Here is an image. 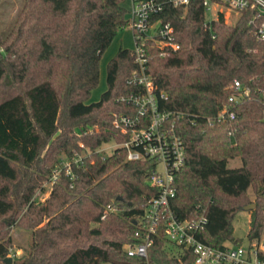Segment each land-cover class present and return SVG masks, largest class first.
I'll list each match as a JSON object with an SVG mask.
<instances>
[{
	"label": "trees",
	"instance_id": "1",
	"mask_svg": "<svg viewBox=\"0 0 264 264\" xmlns=\"http://www.w3.org/2000/svg\"><path fill=\"white\" fill-rule=\"evenodd\" d=\"M126 0H23L7 34L0 30V264L13 243L11 229L31 231L24 255L10 264H192L190 250L160 232L145 259L124 248L147 197L153 160H127L126 150L99 148L121 140L115 113L133 106L119 100L136 88L133 49L120 47L107 65L108 89L88 103L100 81V61L128 25ZM157 16L175 26L180 47L162 55L153 39L138 40L149 58L159 108L176 116L186 161L175 173L171 201L182 217L197 206L208 222L198 237L213 246L242 244L232 221L255 202L248 237L264 235V15L242 10L229 23L224 13L206 25L202 0L187 8L168 4ZM239 79L249 94L233 106L236 116L211 124ZM164 96H161V93ZM91 129H93L91 131ZM87 149V152H83ZM82 154L77 177L64 168L42 202L33 197L60 164V155ZM232 159L240 160L231 166ZM253 188L255 200L248 197Z\"/></svg>",
	"mask_w": 264,
	"mask_h": 264
},
{
	"label": "built area",
	"instance_id": "2",
	"mask_svg": "<svg viewBox=\"0 0 264 264\" xmlns=\"http://www.w3.org/2000/svg\"><path fill=\"white\" fill-rule=\"evenodd\" d=\"M189 2L190 0H131L128 25L132 28L135 38L136 69L127 81L136 89L129 94H122L119 100L131 104L134 108L129 112L115 113L114 126L121 140H111L113 142L111 149L113 152L116 148L123 147L127 160H153L155 169L147 182L157 188V193L147 197L143 214L136 221L138 227L133 235L135 241L126 243L124 248L130 255L148 259L149 249L155 238L164 231L170 244L190 250L194 254L192 264H264V239H256L247 246L230 242L223 247L213 246L198 237V233L208 222L206 209H201L198 205L193 216L182 217L171 205L176 195L175 173L186 161L185 146L176 129V116L159 108L157 85L153 75L148 71L149 58L146 48L138 40H155L162 48V55L168 50L178 49L180 43L176 40L175 26L157 15L164 11L168 4L182 5L186 9ZM202 2L205 15L209 11H214V17L206 19V25H210L221 12L225 16V10L240 13L251 7L257 8L264 15V0H202ZM257 33L264 39V19ZM233 86L236 92L230 95L228 102L214 118L210 119L211 124L234 118L237 114L233 108L234 104L249 94V89H243L239 79L234 80ZM161 96H164L163 92ZM102 146L99 151L106 155ZM82 156L76 154L66 163L61 161L50 179L51 184L55 182L63 168L71 177H77L72 165L75 163L80 166Z\"/></svg>",
	"mask_w": 264,
	"mask_h": 264
},
{
	"label": "rangeland",
	"instance_id": "3",
	"mask_svg": "<svg viewBox=\"0 0 264 264\" xmlns=\"http://www.w3.org/2000/svg\"><path fill=\"white\" fill-rule=\"evenodd\" d=\"M126 7L128 9L131 8V0L125 1ZM23 5V0H0V30L2 34H7L10 28L12 27L19 10ZM239 12L236 11H226L225 10V19L229 23H233L239 16ZM214 17V11H209L206 13V19L210 20ZM120 47L135 48V38L132 31V28L127 25L124 28H121L117 35L112 40L109 47L105 50L102 55L100 61V81L97 87H95L92 92L91 96L87 100L88 103L98 101L102 93L108 89V82H107V65L110 59L118 52ZM113 142H106L102 147L105 148V152L107 154L112 152L111 144ZM87 149H84L83 152H87ZM68 157L65 154L60 155V161L66 163L68 162ZM231 166L239 165L240 160L232 159L229 163ZM52 189V184L50 179H47L43 182V185L37 189L34 199L37 202L44 201L50 194ZM248 197L251 200H255L256 195L254 193L253 188H250L248 191ZM255 204V202H252ZM255 207V206H254ZM252 220V213L251 209L249 210H240L235 218L232 221L233 231L235 237L241 239L242 244L247 246L250 243L248 232L250 229ZM10 234L13 238V243L10 246V254L8 256L12 257H19L24 255L26 251L29 249L32 236L31 231L21 225H15L12 227ZM261 239H264V235ZM101 264H115L111 261H103Z\"/></svg>",
	"mask_w": 264,
	"mask_h": 264
},
{
	"label": "water",
	"instance_id": "4",
	"mask_svg": "<svg viewBox=\"0 0 264 264\" xmlns=\"http://www.w3.org/2000/svg\"><path fill=\"white\" fill-rule=\"evenodd\" d=\"M254 206H255L254 203H251V204L245 205V206H244V210L253 209ZM135 222H136V221H135ZM4 261H5L6 263L10 264V263H12V261H13V257H12V256H6L5 259H4Z\"/></svg>",
	"mask_w": 264,
	"mask_h": 264
},
{
	"label": "crops",
	"instance_id": "5",
	"mask_svg": "<svg viewBox=\"0 0 264 264\" xmlns=\"http://www.w3.org/2000/svg\"><path fill=\"white\" fill-rule=\"evenodd\" d=\"M125 6H126V4H125Z\"/></svg>",
	"mask_w": 264,
	"mask_h": 264
}]
</instances>
